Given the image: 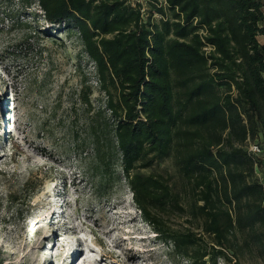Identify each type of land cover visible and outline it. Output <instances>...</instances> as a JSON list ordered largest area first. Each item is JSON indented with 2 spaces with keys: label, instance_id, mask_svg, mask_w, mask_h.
<instances>
[{
  "label": "trees",
  "instance_id": "16d2710c",
  "mask_svg": "<svg viewBox=\"0 0 264 264\" xmlns=\"http://www.w3.org/2000/svg\"><path fill=\"white\" fill-rule=\"evenodd\" d=\"M148 1L146 17L126 0H11L3 14L30 28L16 11L37 3L47 29L76 30L106 94L84 139L99 190L119 151L135 206L173 254L190 264H240L253 250L264 256V180L259 152L248 151L260 149L251 140L264 141V0ZM83 91L90 106L91 89ZM167 157L184 196L167 175L142 170ZM169 209L187 212L191 226L163 227L159 212Z\"/></svg>",
  "mask_w": 264,
  "mask_h": 264
},
{
  "label": "rangeland",
  "instance_id": "374dc122",
  "mask_svg": "<svg viewBox=\"0 0 264 264\" xmlns=\"http://www.w3.org/2000/svg\"><path fill=\"white\" fill-rule=\"evenodd\" d=\"M10 1L0 0V264H71L77 255L73 264H86L85 255L97 264H190L142 218L121 173L119 151L112 179L98 189L101 178L84 139L93 112L105 108L106 94L76 30L47 29L37 3L16 11L31 25L22 27L3 14ZM85 88L91 89L90 106L82 100ZM251 142L260 144L258 175L264 180V141L259 135ZM142 170L167 175L173 192L184 196L172 157ZM49 212L48 238L32 236L28 221ZM159 216L163 227L191 226L187 212L169 209ZM62 238L65 252L58 245ZM239 261L264 264V256L253 250ZM217 264L236 263L219 258Z\"/></svg>",
  "mask_w": 264,
  "mask_h": 264
},
{
  "label": "built area",
  "instance_id": "2783aa9c",
  "mask_svg": "<svg viewBox=\"0 0 264 264\" xmlns=\"http://www.w3.org/2000/svg\"><path fill=\"white\" fill-rule=\"evenodd\" d=\"M148 0H126V3L131 5L132 7H137L139 8V10L141 11V13L143 14V16H147L148 15V12H150V6L148 4ZM158 6H163L165 7L166 6V2L165 0H158V3H157ZM152 18H155V19H160V18H165V17H162V15L156 11H153L152 14H151ZM197 20H194V23H196ZM198 34L200 35L201 37V40L204 42V45L202 46V50L203 52L205 53V55H209L210 52L212 50H214V46L207 42L206 39H205V36L207 35V28L206 26L202 25L201 27H199L198 29ZM248 151L253 153V154H256L260 151L259 147L255 144H250L248 146ZM263 202H264V197H263Z\"/></svg>",
  "mask_w": 264,
  "mask_h": 264
},
{
  "label": "bare ground",
  "instance_id": "6f19581e",
  "mask_svg": "<svg viewBox=\"0 0 264 264\" xmlns=\"http://www.w3.org/2000/svg\"><path fill=\"white\" fill-rule=\"evenodd\" d=\"M51 204L52 205H54V203L53 202H51ZM47 217H40V219H38V220H36V218H32L30 221H28V223H27V230L29 231V230H31V229H33V235L35 236V237H39V238H42V240H45V238H48V237H46V236H44V231L46 230L45 228H47V229H49L50 227H49V225H44V226H41L40 227V223L41 222H47L48 221V217L49 216H52V212H49L47 215H46ZM30 222H32V227H30ZM38 224V225H37ZM51 240H53L54 238L53 237H51L50 238ZM41 240V241H42ZM41 241H40V243H41ZM34 245L36 244V243H38V238L34 241V242H32ZM58 245L60 246V247H62V250H64V252H65V248H66V246H65V240H64V238H62V239H60L59 240V242H58ZM64 252H61L60 253V256L59 257H63V254H64ZM83 255V254H82ZM79 258H80V255H77V256H74L73 257V259H72V263L71 264H73V263H75L76 261H78L79 260ZM61 259V258H60ZM62 260V259H61ZM65 260V259H64ZM83 262H85L86 264H97L100 260H98V259H95V258H92V257H90V256H88V255H85L84 257H83V260H82ZM59 264H64V261H62L61 263H59Z\"/></svg>",
  "mask_w": 264,
  "mask_h": 264
}]
</instances>
